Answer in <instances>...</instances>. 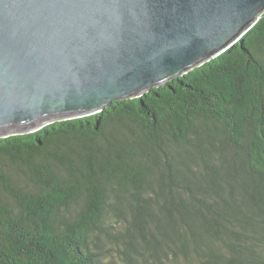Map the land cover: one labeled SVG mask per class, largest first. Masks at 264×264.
<instances>
[{"label":"trees","instance_id":"1","mask_svg":"<svg viewBox=\"0 0 264 264\" xmlns=\"http://www.w3.org/2000/svg\"><path fill=\"white\" fill-rule=\"evenodd\" d=\"M0 264H264V14L166 86L0 138Z\"/></svg>","mask_w":264,"mask_h":264},{"label":"water","instance_id":"2","mask_svg":"<svg viewBox=\"0 0 264 264\" xmlns=\"http://www.w3.org/2000/svg\"><path fill=\"white\" fill-rule=\"evenodd\" d=\"M263 14L264 0H0V138L166 86Z\"/></svg>","mask_w":264,"mask_h":264},{"label":"rangeland","instance_id":"3","mask_svg":"<svg viewBox=\"0 0 264 264\" xmlns=\"http://www.w3.org/2000/svg\"><path fill=\"white\" fill-rule=\"evenodd\" d=\"M16 179V178H15ZM21 182V181H20ZM20 182L19 181H17V179H16V184H18V185H20ZM21 184H23L22 182H21ZM10 199H11V197H9ZM10 199H8V201H11Z\"/></svg>","mask_w":264,"mask_h":264}]
</instances>
